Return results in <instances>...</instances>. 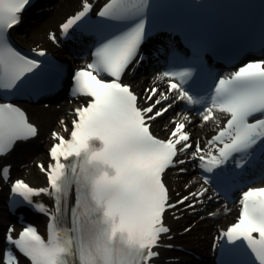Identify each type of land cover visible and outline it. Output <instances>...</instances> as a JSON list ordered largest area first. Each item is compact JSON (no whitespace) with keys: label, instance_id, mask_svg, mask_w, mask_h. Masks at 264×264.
Listing matches in <instances>:
<instances>
[{"label":"snow or ice","instance_id":"snow-or-ice-1","mask_svg":"<svg viewBox=\"0 0 264 264\" xmlns=\"http://www.w3.org/2000/svg\"><path fill=\"white\" fill-rule=\"evenodd\" d=\"M30 3L0 0V91L16 90L41 67V61L13 47L8 35L21 23ZM93 7L89 0H82V10L61 25L62 34L66 37L85 22ZM150 7L151 0H107L100 8L97 16L102 27L111 31L97 42L92 61L70 74L71 95L87 99L74 109L70 138L53 133L59 140L49 152L54 163L47 168L38 165L47 175L48 187L33 188L22 180L12 186L13 194L49 216L47 238L31 225L18 237L13 236L14 228L7 230V244L30 264H154L160 255L155 249L162 246V236L170 232L164 223L165 213L185 201L194 207L189 197L202 202L208 192L202 186L199 192L170 200L164 175L187 162L180 157L193 148L184 123L191 120L187 115L182 120L173 119L175 127L167 139L153 134L151 122L175 103L204 105L199 113L202 122L218 124L215 113L228 117L207 147L201 148L197 142L188 157L199 161L204 185L220 180L217 170L230 161L236 168H244L253 150L264 143V60L249 61L219 77L210 96L197 95L188 87L196 73L193 66L173 67L156 78L168 80V91L146 89V106H141V98L122 80L145 58L142 48L148 38ZM50 39L56 41L54 33ZM36 55L43 57L46 52L40 50ZM37 131L20 107L10 101L0 102V156L17 142L35 137ZM0 173V178H9L8 167ZM73 189L75 203L69 207ZM40 194L54 199L53 210L34 203L33 197ZM239 204L237 222L223 231L221 238L232 246L241 242L256 264H264V188L242 191ZM69 214L70 226L66 223ZM0 264L21 262L12 248H7Z\"/></svg>","mask_w":264,"mask_h":264},{"label":"bare ground","instance_id":"bare-ground-1","mask_svg":"<svg viewBox=\"0 0 264 264\" xmlns=\"http://www.w3.org/2000/svg\"><path fill=\"white\" fill-rule=\"evenodd\" d=\"M79 0H51V3L49 4L48 8H44V10L39 13V18H42L41 21L38 22H31V24L34 23V26L32 27L30 33L28 34V36L26 37L28 42H34V41H39L42 42L46 45H49L50 42L40 39L43 37V34L45 33L46 35H50L51 32V27H53L55 25V23L62 19V17L68 13L69 11H74L75 8L78 7ZM52 6V7H51ZM45 16V17H44ZM44 28H48V30H43ZM15 28L12 30L14 31ZM19 43H23L21 40H19ZM51 45V44H50ZM36 46V45H33ZM52 46V45H51ZM54 48V47H53ZM55 49V48H54ZM68 61L71 64H74V61L71 60V58L68 57ZM127 80L132 81V83H134L135 85V89L138 91H141L143 86L146 85L148 83V80H150V76L148 75H142L141 77L138 78H133L131 76H127L126 77ZM26 108L29 110L30 112V116H31V120L32 122L38 124L41 127V135H39V137L37 138L36 141L28 144L26 147L14 151L12 153V155L6 159L5 163L12 165L13 166V171L15 173H18L21 171H19L21 165L20 164H24L26 162H24L25 160H29L32 159L33 157H39V158H43V153H44V148H45V144L47 143V139H44V143L40 142L39 139L41 138L42 135L46 134L48 132V126L46 125V121H50L51 125H56L57 121L60 120V118H56V111L54 112H50L48 110H43L40 109L38 106H30L27 105ZM191 117L193 118L192 120V131H194L195 136L199 137V135L197 134L196 131H207L208 128L206 126H204L203 128H199L196 125V120L197 117L194 115H191ZM62 118H65V115L62 116ZM2 165L0 164V169H1ZM263 169L264 171V164H262L260 166V170ZM23 175V172L21 173ZM264 174V173H263ZM33 176H37L39 178H42L40 174H37L33 169H30L29 174H27L28 179L33 182ZM260 183H264V176L262 179H260ZM0 185H2L1 183V178H0ZM216 208V207H215ZM220 212L219 215L217 216V219L215 220H206L203 223V227L201 228L200 232H198L196 235H204L205 239H201V237H199V239L197 240L195 237V240H197L198 243V253L202 254L205 259H208L210 257L209 254V241L210 239H212V236H214L213 234L215 233V224L219 225L222 224L221 222H226V221H230L233 219V215L235 213V207H231L230 205L227 207H221L219 206ZM3 207L0 205V227L3 224H6V217H4L3 214ZM223 218H225L223 220ZM219 220H221V222H219ZM182 222H177V223H172V226L174 228L175 232H178V229L176 227H178L179 225H181ZM187 240V241H186ZM197 243L195 244V247L197 246ZM175 244L179 245V246H184L188 249H190L191 245H192V240L191 238H184V237H177V240L175 242ZM194 245V244H193ZM2 248H3V243H2V238L0 237V252H2ZM194 248V247H193ZM185 256H180V258H184ZM171 258H175V257H171ZM160 264H165V258L162 259V261L159 262ZM196 264H203L202 262L196 261ZM178 264V263H176Z\"/></svg>","mask_w":264,"mask_h":264},{"label":"rangeland","instance_id":"rangeland-1","mask_svg":"<svg viewBox=\"0 0 264 264\" xmlns=\"http://www.w3.org/2000/svg\"><path fill=\"white\" fill-rule=\"evenodd\" d=\"M49 7V5H47V6H44V7H40L39 9H37L36 11H30L29 13H28V15H27V18L25 19V28H26V30H25V32H29L30 33V31H31V29H32V27L34 26V23L33 24H31L30 23V21L32 22H38V21H41L42 20V18H39V13H41L43 10H44V8H48ZM52 7V6H51ZM72 11H69L68 13H66L64 16H66L67 14H69V13H71ZM63 16V17H64ZM45 17V16H44ZM27 20V21H26ZM61 20V19H60ZM60 20H58L57 22H56V24L60 21ZM53 29L54 28H56V25L54 26V27H52ZM43 30H48V28H44ZM16 37H17V39H19V38H21L22 40H25V35L23 34V33H16L15 34V39H16ZM16 39V40H17ZM32 44H35V42H32L29 46H31ZM146 86V85H145ZM144 88V87H143ZM51 112H53V111H51ZM60 116V114L59 115H56V118H58ZM52 129H54V124L52 125V126H50V127H48V132L46 133V134H44V135H42L41 136V138L39 139V141L40 142H43L44 141V139L46 138V136H47V134L52 130ZM45 148H47V147H45ZM44 148V150H46ZM44 154H45V152H44ZM43 154V155H44ZM44 157H45V155H44ZM38 159L39 158H37V157H33L32 159H29V160H25L24 162H26V163H24L25 164V166H27V167H23V168H20L19 169V171H21V173L23 172V170L24 169H28V170H30V169H35V162H37L38 161ZM21 173L20 172H18L17 174H15V172H13V175L15 174V176H17V177H20L21 176ZM225 218H223V220H224ZM229 223V221L228 222H224V224L226 225V224H228ZM0 236H1V238H2V230H1V227H0ZM0 256H1V252H0ZM183 263L184 264H186V260H184L183 261Z\"/></svg>","mask_w":264,"mask_h":264}]
</instances>
